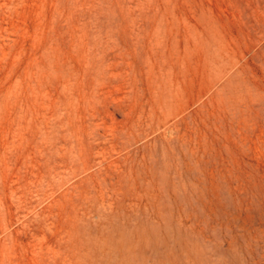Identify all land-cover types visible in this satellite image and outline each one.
<instances>
[{
	"label": "rangeland",
	"instance_id": "obj_1",
	"mask_svg": "<svg viewBox=\"0 0 264 264\" xmlns=\"http://www.w3.org/2000/svg\"><path fill=\"white\" fill-rule=\"evenodd\" d=\"M0 264H264V0H0Z\"/></svg>",
	"mask_w": 264,
	"mask_h": 264
}]
</instances>
